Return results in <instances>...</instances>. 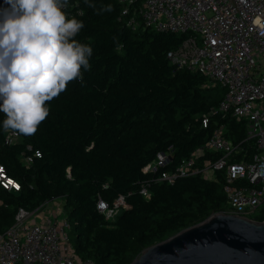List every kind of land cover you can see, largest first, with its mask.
<instances>
[{
    "label": "trees",
    "instance_id": "16d2710c",
    "mask_svg": "<svg viewBox=\"0 0 264 264\" xmlns=\"http://www.w3.org/2000/svg\"><path fill=\"white\" fill-rule=\"evenodd\" d=\"M69 0L63 11L84 28L74 37L93 48L83 80L69 82L46 102L49 116L32 136L5 141L0 112V163L21 183L9 191L0 184V232L20 207L34 210L61 199L69 213L74 246L97 264H129L150 245L165 240L209 216L228 212L224 175L217 181L198 175L175 182L161 179L181 160L205 145L223 125L227 137L246 147L245 120L219 110L225 89L206 76L179 69L167 57L187 34L160 32L121 18L118 0ZM112 11H100L101 6ZM6 7L0 0V9ZM173 146L170 166L145 172L159 152ZM36 151L41 156L35 155ZM218 153L207 151L204 157ZM34 156L32 163L25 158ZM143 189L148 194L143 193ZM124 195L114 220L99 211ZM252 219L264 220V207ZM14 221V220H13Z\"/></svg>",
    "mask_w": 264,
    "mask_h": 264
},
{
    "label": "built area",
    "instance_id": "2783aa9c",
    "mask_svg": "<svg viewBox=\"0 0 264 264\" xmlns=\"http://www.w3.org/2000/svg\"><path fill=\"white\" fill-rule=\"evenodd\" d=\"M118 1L121 18L134 28L143 24L160 32L187 34L177 48L167 52L168 59L179 69L201 73L209 83L223 86L219 110L245 120L246 140L252 143L249 148L235 142L221 125L204 146L172 170L161 171L160 178L172 183L198 175L217 181L223 174L229 213L251 218L264 206V0ZM20 139L21 134L11 130L5 134L7 144ZM207 151L218 154L204 157ZM172 154L173 146L159 152L144 171L158 173L170 166ZM35 155L40 157L41 152ZM33 161L34 156L25 158L26 163ZM0 184L9 191L21 188L2 163ZM143 193L148 194L146 189ZM60 200H49L34 210L17 209L13 224L0 232V264H97L78 255L68 232L70 219L60 218L65 213ZM125 203V196L120 195L113 203L100 198L97 207L108 220H114ZM46 204L57 206L37 222L35 212Z\"/></svg>",
    "mask_w": 264,
    "mask_h": 264
},
{
    "label": "clouds",
    "instance_id": "9594fccd",
    "mask_svg": "<svg viewBox=\"0 0 264 264\" xmlns=\"http://www.w3.org/2000/svg\"><path fill=\"white\" fill-rule=\"evenodd\" d=\"M69 0H5L0 9V112L3 131L32 136L49 116L46 102L83 80L93 48L74 39L84 28L62 9ZM88 7L95 8L90 0ZM112 11L101 6L97 10Z\"/></svg>",
    "mask_w": 264,
    "mask_h": 264
},
{
    "label": "water",
    "instance_id": "95a60500",
    "mask_svg": "<svg viewBox=\"0 0 264 264\" xmlns=\"http://www.w3.org/2000/svg\"><path fill=\"white\" fill-rule=\"evenodd\" d=\"M129 264H264V220L216 213L150 245Z\"/></svg>",
    "mask_w": 264,
    "mask_h": 264
},
{
    "label": "rangeland",
    "instance_id": "374dc122",
    "mask_svg": "<svg viewBox=\"0 0 264 264\" xmlns=\"http://www.w3.org/2000/svg\"><path fill=\"white\" fill-rule=\"evenodd\" d=\"M224 89H225V88H224ZM60 205H61V203H60ZM62 205H63V207H64L63 209L65 210V213L62 214V215L60 216V218H62V217H64V216L69 217V213H68L67 209L65 208L63 202H62ZM54 206L56 207L57 205L46 204L44 207H41V209H40L39 211L35 212V215H34V216H36V221H37V222H40V221L42 220V217L44 218L45 214H46L47 217H49V216H50V213H52V211L49 212L48 209H52V207H54ZM262 207H264V206H261V208H262ZM46 211H47V212H46ZM259 211H260V208H258L256 212H259ZM253 215H254V213L251 214L250 216H253ZM13 220H14V218H13ZM13 220H12V222H13ZM68 232L70 233V235H71V239H72V241L74 242L75 233L72 232L71 229H69Z\"/></svg>",
    "mask_w": 264,
    "mask_h": 264
},
{
    "label": "crops",
    "instance_id": "0c3cea01",
    "mask_svg": "<svg viewBox=\"0 0 264 264\" xmlns=\"http://www.w3.org/2000/svg\"><path fill=\"white\" fill-rule=\"evenodd\" d=\"M60 200V199H59ZM60 202H61V200H60Z\"/></svg>",
    "mask_w": 264,
    "mask_h": 264
}]
</instances>
